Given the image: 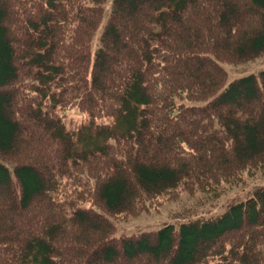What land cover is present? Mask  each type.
<instances>
[{
    "label": "trees",
    "instance_id": "1",
    "mask_svg": "<svg viewBox=\"0 0 264 264\" xmlns=\"http://www.w3.org/2000/svg\"><path fill=\"white\" fill-rule=\"evenodd\" d=\"M105 1L0 0V264H264V185L115 235L264 180V69L221 65L264 54V0Z\"/></svg>",
    "mask_w": 264,
    "mask_h": 264
},
{
    "label": "rangeland",
    "instance_id": "2",
    "mask_svg": "<svg viewBox=\"0 0 264 264\" xmlns=\"http://www.w3.org/2000/svg\"><path fill=\"white\" fill-rule=\"evenodd\" d=\"M111 1L106 0L103 4L104 18L107 17L111 9ZM101 33V26L95 32L92 43L91 52L94 53L99 45V35ZM222 67L227 72L226 84L230 81L247 76L249 74H257L264 69V54L260 57L242 63H229L221 62ZM66 113V125L68 129L76 130L81 122L86 120L84 113L79 111L77 107H71L65 110ZM99 121H104L115 125L117 120L113 118H104ZM117 130V129H113ZM12 166V165H10ZM16 176V174H13ZM264 185V180H247L246 183L236 186L229 190L226 194L221 196L217 200L210 201L208 203H202V199L205 195L197 194L194 197L183 193L181 197L176 201L165 202L158 211H151L149 213H143L136 217H130L126 221L116 222L115 235L130 234L134 232H142L145 230H157L168 223H175L177 221H186L194 218L197 215L204 214H216L222 213L225 208L236 198H242L245 195L252 193L256 188ZM206 199V198H204ZM201 202V203H200Z\"/></svg>",
    "mask_w": 264,
    "mask_h": 264
}]
</instances>
